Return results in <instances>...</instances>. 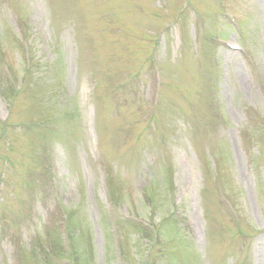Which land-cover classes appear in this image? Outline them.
Instances as JSON below:
<instances>
[{"label": "rangeland", "instance_id": "374dc122", "mask_svg": "<svg viewBox=\"0 0 264 264\" xmlns=\"http://www.w3.org/2000/svg\"><path fill=\"white\" fill-rule=\"evenodd\" d=\"M0 264H264V0H0Z\"/></svg>", "mask_w": 264, "mask_h": 264}, {"label": "trees", "instance_id": "16d2710c", "mask_svg": "<svg viewBox=\"0 0 264 264\" xmlns=\"http://www.w3.org/2000/svg\"><path fill=\"white\" fill-rule=\"evenodd\" d=\"M55 249H57L56 246H55Z\"/></svg>", "mask_w": 264, "mask_h": 264}]
</instances>
